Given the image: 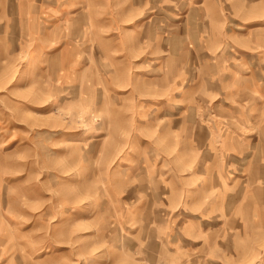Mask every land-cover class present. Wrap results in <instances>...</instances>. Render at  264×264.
<instances>
[{
    "label": "rangeland",
    "instance_id": "1",
    "mask_svg": "<svg viewBox=\"0 0 264 264\" xmlns=\"http://www.w3.org/2000/svg\"><path fill=\"white\" fill-rule=\"evenodd\" d=\"M0 264H264V0H0Z\"/></svg>",
    "mask_w": 264,
    "mask_h": 264
}]
</instances>
